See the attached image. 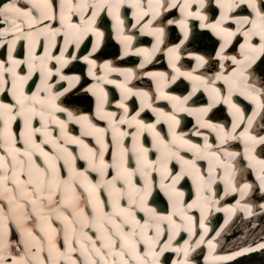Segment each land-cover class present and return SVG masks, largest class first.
Instances as JSON below:
<instances>
[{
    "label": "bare ground",
    "instance_id": "6f19581e",
    "mask_svg": "<svg viewBox=\"0 0 264 264\" xmlns=\"http://www.w3.org/2000/svg\"><path fill=\"white\" fill-rule=\"evenodd\" d=\"M105 1L109 2L4 0L0 3V10H5L0 14V23L3 22L0 25V264H201L202 257L203 264H223L262 249L264 130L260 126L264 125V7L261 1L234 0L238 11L233 12L229 4L232 1L228 0L225 9L228 7L227 12L232 13L231 27L224 26L223 19L213 22L212 11L210 19L205 18L211 0H179L171 10L170 6L154 7L156 12L149 26L159 40L166 31L161 28L159 31L158 26L174 22L180 25L175 12L187 1L190 11L181 16L183 21L187 20L182 26L185 36H192L201 27L192 23H201L207 24L217 36H223L225 47L231 36L242 37V43L240 54L222 51L220 72L203 81L199 79L204 76L201 66L211 65L203 54L213 44L208 42L210 32L197 33L196 41L178 50L196 58L194 64L198 70L186 72L185 77L187 86L193 82L194 88L186 92L184 85V90L178 92L172 88L183 84L180 77L161 79L158 94L153 96L149 92L146 103L150 113L156 116L152 119L145 106L134 113V99L147 95L149 90V82L143 77L145 71L151 81L156 80V75L149 72L150 66L143 63L141 70L131 72L119 67L121 60L112 56L105 66V62L101 64L91 54L82 57L80 50L69 47L74 39H70L67 31L76 36L75 43L85 41L87 36L82 35L85 31L80 28L76 14L81 16L83 9L87 13L99 3L103 11ZM151 1L153 5L155 0ZM138 2L143 5L139 11V20L143 22L147 3ZM126 14L127 11L122 17ZM157 15L161 18L155 21ZM102 17L99 20L106 21ZM56 22L66 23L67 31ZM139 28L131 35L124 33L135 39L137 31L143 32ZM107 29L106 24L104 33L99 35L96 28L90 30L94 44L106 39L102 49H107ZM121 29L124 28L119 25L117 36L123 33ZM41 40L46 44L42 52H37ZM126 41L124 38L121 43ZM136 41L131 49L127 48V59L144 48L137 46L141 41ZM58 46L63 47L58 50ZM198 46L204 50L193 49ZM176 50V45L163 42L149 63L160 53L168 60L169 54ZM223 59L232 65L228 67ZM84 63L90 67L86 69L88 78L91 77L89 83L80 76ZM181 64L185 65L184 61ZM38 74L41 85H36ZM221 74L227 78L220 77ZM214 77L222 83L214 82ZM64 80L67 86L61 82ZM142 80L146 90L139 89ZM107 84L122 93L121 100L117 99L120 102ZM6 89L11 99H7L10 97L6 96ZM83 90L95 97L101 94L100 109L86 110ZM72 93L78 94L68 100L62 98H69ZM206 96L212 102L204 100L205 103L198 105V99ZM181 97L182 101L178 100ZM219 102L226 104L231 121L220 114L207 116ZM249 103L252 107L247 106ZM37 120L42 121V126ZM17 121L21 130L16 127ZM179 123L183 126H178ZM235 155L238 158L231 157ZM242 158L246 160L245 166ZM82 162L86 165L82 166ZM186 180L190 189L181 184ZM157 188L168 200V212L162 208L155 210L158 206L155 203L151 207L148 204V198L153 200ZM185 190L191 194H185ZM219 210L223 212L224 234L214 235L211 217ZM231 216H234L233 224L227 225ZM238 222L243 226L237 227L240 229L235 233ZM178 229L193 231L199 248L191 245L186 250L187 240L179 245L171 234ZM237 232L247 240L237 246L239 241L234 239L231 247L229 237H233L232 233L237 236ZM170 248L178 249L177 256L170 253ZM169 253L172 257L167 261Z\"/></svg>",
    "mask_w": 264,
    "mask_h": 264
},
{
    "label": "rangeland",
    "instance_id": "374dc122",
    "mask_svg": "<svg viewBox=\"0 0 264 264\" xmlns=\"http://www.w3.org/2000/svg\"><path fill=\"white\" fill-rule=\"evenodd\" d=\"M2 1H4V0H0V3L2 2ZM1 12L3 13V12H5V10L3 9L2 11L0 10V14H1ZM3 17V16H2ZM263 221H264V218H263ZM243 222H245V221H243ZM263 223V222H262ZM239 226H243L242 225V223H240V222H238V225L234 228L235 229V233H236V231L238 230V229H240V228H237V227H239ZM254 227V226H253ZM239 232H237V234H238ZM233 237H229V241H231L230 242V245H231V247H232V245H234L235 243H232V241L235 239L236 240V242L237 241H239L238 242V244H237V246L239 245V243H242V242H246V240L247 239H245V236L244 235H242V233H239L237 236H236V234L234 235V233H232L231 234ZM262 235H264V234H262ZM241 236V237H240ZM14 250L13 251H16L15 250V248H13ZM8 259V258H7ZM228 264H264V250L263 251H261V252H259V253H255V254H251V255H249V256H246V257H243V258H240V259H238V260H236V261H234V262H230V263H228Z\"/></svg>",
    "mask_w": 264,
    "mask_h": 264
},
{
    "label": "trees",
    "instance_id": "16d2710c",
    "mask_svg": "<svg viewBox=\"0 0 264 264\" xmlns=\"http://www.w3.org/2000/svg\"><path fill=\"white\" fill-rule=\"evenodd\" d=\"M3 2V1H2Z\"/></svg>",
    "mask_w": 264,
    "mask_h": 264
}]
</instances>
